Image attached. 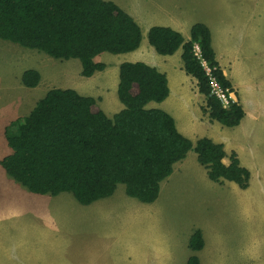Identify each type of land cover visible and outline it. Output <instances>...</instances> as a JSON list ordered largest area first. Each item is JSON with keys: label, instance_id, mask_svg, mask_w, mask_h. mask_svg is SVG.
<instances>
[{"label": "trees", "instance_id": "obj_1", "mask_svg": "<svg viewBox=\"0 0 264 264\" xmlns=\"http://www.w3.org/2000/svg\"><path fill=\"white\" fill-rule=\"evenodd\" d=\"M0 39L55 59H78L81 76L90 77L106 68L95 60L98 55L136 50L142 31L111 0H0ZM147 41L160 55L182 48L184 70L196 79L205 98L202 111L222 125L239 124L242 107L237 102L223 107L210 93L208 78L193 52L197 43L203 58L216 68L218 82L231 89L219 68L207 25L193 24L188 40L171 27L152 26ZM40 79L34 68L20 76L21 84L29 88L38 86ZM116 94L123 108L109 117L95 98L75 89L47 90L26 116L11 122L15 129L5 134L10 152L0 159L5 173L29 192L51 196L69 192L83 205L109 197L118 184L124 185L128 196L152 203L174 164L193 150L211 181L248 187L250 172L235 152L224 164L221 143L208 137L193 142L178 131L168 112L147 107L169 94L166 75L156 67L141 61L121 62ZM188 247L193 252L204 247L200 229L192 232ZM186 264H200V260L192 254Z\"/></svg>", "mask_w": 264, "mask_h": 264}, {"label": "crops", "instance_id": "obj_2", "mask_svg": "<svg viewBox=\"0 0 264 264\" xmlns=\"http://www.w3.org/2000/svg\"><path fill=\"white\" fill-rule=\"evenodd\" d=\"M116 4L133 17L142 31L140 46L130 52L132 54L126 61H141L154 66L167 78L169 88L167 98L160 103L150 102L147 107H158L168 112L174 118L178 131L193 142L198 138L208 137L216 143H221L226 154L223 158L224 164L230 163L229 156L235 152L240 165L250 172L248 187L241 189L234 182L226 180L215 182V184L219 185L217 187L226 186L232 189L235 195L244 191L245 196L251 197L248 193L250 190L247 191L250 184L261 187L260 184L264 182V41L260 39L264 36V30L258 24L254 26L251 24L253 22L246 19L230 21V18H225V16H221L220 21H217L220 25L214 28L206 21L194 19L191 12L186 7H182L185 3L181 0H122L121 4ZM197 22L204 23L210 29L212 47L219 68L230 82L234 102H237L244 111L243 118L236 126L222 125L218 121L211 120L208 113L202 111L205 98L198 91L196 79L184 70L181 58L182 48L172 55H160L145 40L152 26L171 27L180 32L185 40H188L190 29ZM246 37H252V46L250 43L246 44ZM103 55L108 54L102 53L95 60L99 61L98 58ZM50 61L54 60H47V62ZM121 62L124 61L120 60L114 66V77L111 83L114 85V91L105 99L108 104L105 108L110 113H104L109 117L123 108L122 103L115 97L118 84V80L115 79V70L119 68ZM104 64L107 69V64ZM37 66V69L43 71V75L40 74L41 81L52 77L56 72L55 69H58L54 65L49 68L43 65ZM78 69L80 71L81 67ZM106 69L90 77L82 76V84ZM67 74L70 73L66 72ZM62 87L72 88L81 93L78 81L74 85ZM92 97L95 96L92 94ZM189 174H192V178L198 174L200 179L206 183L204 179L205 176L208 177L207 170L197 161V155L193 150H190L184 159L174 164L171 175L160 183L159 194L173 179H177V176ZM1 177L4 182H7L5 176ZM209 185L213 184L209 183ZM9 187L11 194H18V196L24 194L20 188L12 185ZM127 196L124 185H117L114 193L106 197L110 198L109 202L101 203L96 200L87 208L78 206L79 220L87 221L88 227L85 230L89 229L88 237L78 243V259L80 255L82 258L80 264H112V259L115 260V264L119 261L125 264H186L188 257L192 254L198 256L200 264H235L233 262L236 256L234 253L232 256L227 251L216 247L215 241L219 233L214 234L213 238L208 237L207 241L203 230L199 228L203 234L204 247L196 252L191 251L188 243L195 229L188 231L183 241L179 231L177 235L173 233L165 220L166 217L170 219L169 212L156 204L159 195L154 202L148 205H143V203L135 206L130 202L133 200ZM66 201V199L62 200V202ZM34 227L37 229L38 225ZM71 230V228L67 229L69 233ZM45 233L50 234L48 229ZM60 233L62 234L58 236ZM52 234L54 242H57L56 238H64L66 232L53 228L50 235ZM95 235L99 238L94 237ZM60 246L63 248L65 245L61 242ZM237 253V256H240L239 263L242 264L245 254L243 251ZM118 254L121 255L119 260ZM231 259L232 262L229 261ZM239 263L236 261V264Z\"/></svg>", "mask_w": 264, "mask_h": 264}, {"label": "rangeland", "instance_id": "obj_3", "mask_svg": "<svg viewBox=\"0 0 264 264\" xmlns=\"http://www.w3.org/2000/svg\"><path fill=\"white\" fill-rule=\"evenodd\" d=\"M111 1L118 4L122 2ZM181 2L185 3L182 7H186L194 19L206 21L214 28L220 25L217 21H220L221 16H225L230 18V21L246 19L264 30V0H181ZM260 39L264 41V36ZM245 41L252 46V37H246ZM103 54L108 55L100 56L98 59L107 64V69L82 84L83 77L79 74L78 68L81 65L78 59H55L35 49L0 39V159L10 152L5 134L13 133L15 126L11 122L26 116L36 101L51 88L74 85L78 81L81 86L78 87L81 91L79 93L91 97L93 94L102 110L106 114L110 113L105 108L108 105L105 99L114 91V85L111 84L114 66L120 60L126 61L132 53ZM37 65H43L45 68L54 65L58 68L55 69L58 73L55 72L48 79L44 78L42 81L40 79L41 82L35 88L23 86L20 82L21 74L27 69H37ZM37 70L43 75L42 70ZM66 72L74 75H66ZM115 72V79L118 80L117 68ZM115 97L117 98L116 94ZM2 175L7 182L2 180ZM189 175L177 176V179H173L159 194L156 204L167 210L168 217L172 220L166 217V225L176 235L179 231L182 241L188 231L193 229L203 230L206 240L219 233L215 243L220 250L227 251L232 256L233 253L237 256V252L243 251L245 257L242 264H264V182L260 184L261 187L251 183L247 190H250L248 193L251 197L248 198V195L243 194L244 191L235 195L234 191L226 186L217 187L219 185L205 175L206 183L198 174L193 178L192 174ZM9 185L20 188L24 194L20 196L11 194ZM127 198L133 200L130 202L134 206L143 204L133 197ZM64 199L68 202H62ZM109 199L102 198L96 202H109ZM116 201L119 202L118 199ZM80 205L87 208L91 204L79 203L69 192H62L56 196L29 192L9 177L0 165V264H78L82 259L81 255L78 259V243L88 237L89 230H85L88 222L79 220L77 208ZM35 225H38L37 229ZM53 228L66 232L64 238H56L57 242H54L55 239L52 238L54 235H50ZM70 228L71 233L67 231ZM46 229L50 234L45 233ZM94 237L99 238L98 235ZM61 242L65 245L63 248L60 246ZM117 256L119 260L121 255ZM236 256L233 260L235 264L236 261L240 262V256ZM229 261L232 262V259ZM115 263L112 259V264ZM117 264L125 263L119 261Z\"/></svg>", "mask_w": 264, "mask_h": 264}, {"label": "built area", "instance_id": "obj_4", "mask_svg": "<svg viewBox=\"0 0 264 264\" xmlns=\"http://www.w3.org/2000/svg\"><path fill=\"white\" fill-rule=\"evenodd\" d=\"M194 55L199 59L200 65L205 72L210 84V93L214 95L222 104L223 107L229 106L234 102L232 98V91L230 88L223 87L214 75L215 67H211L209 63L203 58L200 47L197 43L193 44Z\"/></svg>", "mask_w": 264, "mask_h": 264}]
</instances>
